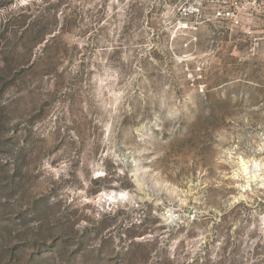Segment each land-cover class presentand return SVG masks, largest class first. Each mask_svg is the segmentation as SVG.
Listing matches in <instances>:
<instances>
[{"label":"rangeland","instance_id":"obj_1","mask_svg":"<svg viewBox=\"0 0 264 264\" xmlns=\"http://www.w3.org/2000/svg\"><path fill=\"white\" fill-rule=\"evenodd\" d=\"M0 264H264V0H0Z\"/></svg>","mask_w":264,"mask_h":264},{"label":"built area","instance_id":"obj_2","mask_svg":"<svg viewBox=\"0 0 264 264\" xmlns=\"http://www.w3.org/2000/svg\"><path fill=\"white\" fill-rule=\"evenodd\" d=\"M256 1V0H254ZM221 16H223L226 19H230L232 21H234L235 23H240V17L237 14L236 11L232 10V9H223L222 11L218 12Z\"/></svg>","mask_w":264,"mask_h":264}]
</instances>
